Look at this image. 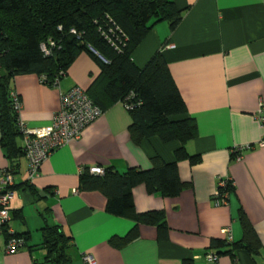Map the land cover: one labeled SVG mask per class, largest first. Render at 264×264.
Masks as SVG:
<instances>
[{
	"label": "crops",
	"instance_id": "crops-1",
	"mask_svg": "<svg viewBox=\"0 0 264 264\" xmlns=\"http://www.w3.org/2000/svg\"><path fill=\"white\" fill-rule=\"evenodd\" d=\"M174 1L184 11L180 24L171 30L169 23H158L134 53L143 67L162 51L186 102L187 112L179 118L194 117L198 126L197 137L187 144L198 158L178 161L185 187L177 195L152 192L143 182L133 188L136 212L163 211L167 230L162 233L157 223L111 214L103 192L81 187V171L93 166L125 173L132 167L152 168L156 155L175 161L181 143L159 136L135 142L131 115L117 102L79 139L53 152L31 188L23 186L15 193L10 227L27 237V245L8 253L0 232V264H57L46 259L43 227L48 224L59 225L71 237L67 252L72 264H85L84 254L94 258L93 264H264V127L256 118L264 101V0ZM100 72L95 59L82 52L59 85L45 84L36 74L14 77L11 86L21 97L22 119L31 127H50L62 93L74 86L88 91ZM18 142L22 145L21 136ZM239 149L240 157L235 155ZM18 160L14 180L22 183L28 179V161L26 156ZM9 165L0 145V170ZM223 178L232 186L227 203L216 205ZM242 216L260 239L257 255L213 243L225 238L226 227L233 242L241 241ZM132 232L133 238L123 242ZM208 252L219 259L207 261Z\"/></svg>",
	"mask_w": 264,
	"mask_h": 264
},
{
	"label": "trees",
	"instance_id": "trees-1",
	"mask_svg": "<svg viewBox=\"0 0 264 264\" xmlns=\"http://www.w3.org/2000/svg\"><path fill=\"white\" fill-rule=\"evenodd\" d=\"M183 17L184 11L174 0H0V145L10 159L6 169L15 176L18 159L25 156L18 123L20 114L11 94L15 91L12 79L36 74L43 83L55 85L76 58L87 52L101 69L93 86L86 91L93 102L103 112L114 103H124L131 115L130 131L135 142L159 136L164 142L178 141L181 146L175 151V161L167 162L156 155L150 169L132 167L120 173L107 167L103 174L83 169L81 187L103 192L109 213L131 216L140 223H157L162 233L166 231L163 211L136 212L133 188L143 182L152 192L177 195L185 187L179 176L178 161L190 158L195 162L198 158L187 150V144L198 135V126L194 117L179 118L187 112L186 102L162 51L156 52L143 67L137 65L134 53L158 23L165 21L174 30ZM3 70L5 75L1 73ZM18 97L21 99L19 94ZM23 186L32 187L29 178L6 189L16 193ZM231 186L229 182V193ZM11 214H14L12 209ZM241 220L244 227L241 241L217 238L213 243L246 248L257 255L260 239L251 223L243 216ZM1 228L7 242L18 238L23 242L22 247L27 245V237L10 231V223ZM43 230L46 259L72 264L67 252L71 237L59 225L48 224ZM134 234H128L123 242L131 240Z\"/></svg>",
	"mask_w": 264,
	"mask_h": 264
},
{
	"label": "built area",
	"instance_id": "built-area-1",
	"mask_svg": "<svg viewBox=\"0 0 264 264\" xmlns=\"http://www.w3.org/2000/svg\"><path fill=\"white\" fill-rule=\"evenodd\" d=\"M45 52L49 51L44 47ZM60 84V78L56 79L55 85ZM14 105L19 112L18 123L21 128L23 142L25 144V156L28 161V178L34 180L39 175L41 165L48 157L58 148L69 144L71 141L79 139L83 130L93 121L103 115V110L93 102L86 90L81 86H74L67 92L62 93L60 109L55 113L52 124L47 128L31 127L21 117L23 103L18 97L16 91L11 92ZM256 118L264 127V101L260 103ZM260 145L264 146V137L260 141ZM247 145L244 148H250ZM241 149L235 152L238 153ZM236 156H239L237 154ZM90 172L95 174H103L104 168L101 166H93L89 168ZM229 179H220L219 188L214 196L216 205L227 203ZM15 184L14 175L8 169L0 170V232L2 225L10 223L12 219L11 201L15 197V191L6 189L8 186ZM222 188V189H221ZM6 189V190H5ZM5 190V192H3ZM78 192L77 190L75 191ZM12 231V230H10ZM225 239L233 241L232 231L230 227L223 229ZM23 246L21 239L12 238L7 244L8 253H16ZM85 264H93L94 258L89 254L83 255ZM205 259L209 262H215L219 259L217 253L208 252Z\"/></svg>",
	"mask_w": 264,
	"mask_h": 264
},
{
	"label": "water",
	"instance_id": "water-1",
	"mask_svg": "<svg viewBox=\"0 0 264 264\" xmlns=\"http://www.w3.org/2000/svg\"><path fill=\"white\" fill-rule=\"evenodd\" d=\"M93 50L95 51V49H93ZM1 73H2V75H5V71L4 70Z\"/></svg>",
	"mask_w": 264,
	"mask_h": 264
}]
</instances>
